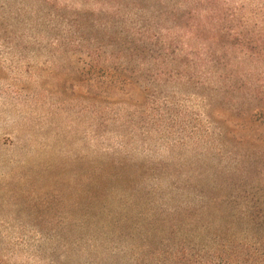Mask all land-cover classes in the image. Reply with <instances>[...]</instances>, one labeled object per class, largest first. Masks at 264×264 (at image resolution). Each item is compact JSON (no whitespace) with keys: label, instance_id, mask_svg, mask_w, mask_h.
Segmentation results:
<instances>
[{"label":"trees","instance_id":"trees-1","mask_svg":"<svg viewBox=\"0 0 264 264\" xmlns=\"http://www.w3.org/2000/svg\"><path fill=\"white\" fill-rule=\"evenodd\" d=\"M0 8L19 39L47 38L41 47L68 76L93 86V127L113 137L93 153V188L109 183L118 196L97 218L128 239L113 264H264V182L236 179L221 156L232 145L264 164V0Z\"/></svg>","mask_w":264,"mask_h":264},{"label":"rangeland","instance_id":"rangeland-1","mask_svg":"<svg viewBox=\"0 0 264 264\" xmlns=\"http://www.w3.org/2000/svg\"><path fill=\"white\" fill-rule=\"evenodd\" d=\"M39 38L19 39L0 8V264H113L128 239L118 242L96 212L118 196L109 183L93 188V153L113 137L93 127V86H79ZM167 142L154 146L165 164ZM225 150L236 179L264 182L256 151Z\"/></svg>","mask_w":264,"mask_h":264}]
</instances>
